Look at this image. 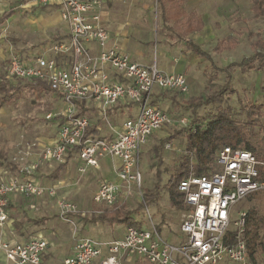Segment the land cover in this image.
Here are the masks:
<instances>
[{"label":"built area","instance_id":"built-area-1","mask_svg":"<svg viewBox=\"0 0 264 264\" xmlns=\"http://www.w3.org/2000/svg\"><path fill=\"white\" fill-rule=\"evenodd\" d=\"M34 2H57L69 34L39 50L10 49L4 78L41 82L65 103L58 119V136L43 147L35 168L43 163L63 164L71 148H76V171L81 174L98 168L104 158L118 161L113 167L117 179L100 181L93 194L92 201L99 207L88 211L92 217L102 213L101 206L113 207L140 188L141 147L169 121L167 113L153 103L152 95L156 90L185 94L189 83L185 74L166 72L155 61L137 62L112 43L102 20V0ZM88 102L95 104L99 117L108 124V111L118 104L126 110L134 103L137 110L108 136L101 133L100 126L91 125L82 111ZM91 127L96 132L87 134ZM214 161L218 170L189 172L177 184L183 199L179 226L182 237L178 242L166 240L151 221L148 227L125 226L121 236L111 239L78 235L71 252L56 262L48 261L49 242L42 235L22 241L1 238L0 251L13 264H123L132 256L149 264H264L252 261L247 248V210H234L250 194L264 190V180L259 178L264 161L250 150L231 145L221 146ZM44 193L54 196L55 189L45 187L32 174L0 179V228L9 220L12 195L41 197ZM141 201L146 205L143 198ZM56 206L64 220H68L67 215L82 213L64 198L58 199Z\"/></svg>","mask_w":264,"mask_h":264},{"label":"rangeland","instance_id":"rangeland-1","mask_svg":"<svg viewBox=\"0 0 264 264\" xmlns=\"http://www.w3.org/2000/svg\"><path fill=\"white\" fill-rule=\"evenodd\" d=\"M104 1L110 18L108 22L110 29L112 26L115 27L114 30L117 28L127 31V36L136 38L140 42L144 40L145 45L149 42L150 60L153 61L162 53V58L166 61L164 67H167L168 62L182 66L180 70L188 76L187 93L156 90L158 94L152 95L153 103L167 113L169 121L141 147L139 154L141 185L140 188L132 190V194L125 201V207L131 212L132 221L138 223L137 226L148 227L153 221L162 235L174 236L175 232L176 235L179 233L181 218L180 209L170 203L168 181L185 162L188 173L195 172L196 161L187 148L189 132L196 126L205 125L216 114L226 113L237 123L245 126L251 141L258 142L262 136L264 69L241 70L238 67H231L230 87L225 90L221 88L226 82L223 68L227 64L251 56L257 51L264 53V20L252 13L249 0L239 2L232 9L209 11L210 22H206L207 25L202 32L191 34L189 38L211 55L213 61L211 63L205 58H198L192 54L183 40L171 36L163 28L156 0ZM48 7L47 5H38L32 9L20 7L15 14V16L19 15L18 21L0 19V48L16 49L19 45L41 41L43 37L35 40L29 37L34 33L29 16L34 14L33 11L51 9ZM56 37V32H52L50 38L56 39ZM221 39H233L235 45L221 53L214 52L215 42ZM3 70L0 59L1 80L6 79ZM7 81L14 88L9 86L0 91V179L25 178L27 174H32L45 187L55 189L54 196L47 193L42 195L43 198L49 199L47 205L35 203V197H30V203L33 205L29 204L30 208L26 206L28 203H22L25 208L22 212L18 211L17 219L20 221L15 223L11 236L16 238L20 234L30 236L33 233L42 235L47 238L53 254L63 255L67 254L66 250L78 235L101 239L120 236L123 228L129 226L128 224L85 222L90 217L88 211L99 207L92 201L99 181L117 179L113 171L115 160L104 158L100 164L103 171L90 168L83 174L76 171V166L73 168V159L67 162V165L55 176L54 171L59 166L57 163H43L35 168L43 147L58 136V119L65 110V103L59 94L48 90L41 82L18 79ZM6 94L13 95V98L8 101L3 100ZM206 99L209 101L205 102ZM195 104L200 105L194 111ZM251 105L255 107L251 108ZM136 107L133 103L126 110L115 113L118 115L115 120L109 119L108 116L110 123L101 121L102 128L104 126L109 131L112 128L117 129L127 116L134 115ZM48 114H51V117L47 118ZM246 121L252 123L246 125ZM190 124L191 128H189ZM259 154V158L264 161V153L259 152ZM218 169L219 166L213 161L210 170ZM260 169H264V166L259 167ZM60 198L76 204L84 216L82 213L70 214L67 215L69 221L64 220L56 206V201ZM142 198L146 205L141 201ZM253 205H255L253 201L245 200L237 203L234 210L238 211L242 208L248 210ZM101 208L102 213L114 210V206H101ZM42 216L50 218V221L34 224L26 220V218L38 219ZM234 216L235 214L232 220ZM3 228H0V239ZM4 258L0 251V264ZM132 260L135 262L137 257L132 256ZM260 260L264 262V255Z\"/></svg>","mask_w":264,"mask_h":264},{"label":"trees","instance_id":"trees-1","mask_svg":"<svg viewBox=\"0 0 264 264\" xmlns=\"http://www.w3.org/2000/svg\"><path fill=\"white\" fill-rule=\"evenodd\" d=\"M252 12L256 17H261L264 20V0H251ZM161 7V19L165 24V29L171 32V35L185 40L189 49L196 53L199 57L205 58L213 63L212 58L208 53L203 51L199 46L187 40L186 36L189 32L201 29V19L191 15L186 22L182 18L175 17V12L171 9L175 0H157ZM13 10H9L3 14L5 18L9 17ZM173 20L172 26H167L168 22ZM183 24L180 27V24ZM235 45L233 39H226L216 44V51L221 52L225 49H230ZM231 67H238L241 70H262L264 69V53L255 52L251 56L241 58L239 61H234L223 68L226 74V82L221 90L230 87L232 75L229 73ZM40 85V84H39ZM11 86L7 79L0 80V91L5 90ZM12 87V86H11ZM14 87H12L13 89ZM48 90L49 87L45 86ZM15 90V89H14ZM3 100L8 101L13 98V95L6 94ZM209 100L206 99L205 102ZM200 104H195L193 110ZM254 108V105L250 106ZM254 114V112H250ZM251 121H246V125H250ZM191 128V124L189 126ZM262 136L258 142H253L249 134L245 131V126L240 125L234 119L230 118L226 113H218L216 116L208 121L205 125L196 126L188 134L187 148L194 156L195 174L206 173L211 169V164L214 161L216 151L223 145H231L233 147H240L252 151L259 158L261 153H264V126H262ZM94 127L87 130V134L95 133ZM76 148H71L69 157L66 162L60 164L54 171V176L58 171L66 166L68 159L75 153ZM186 164V162H185ZM182 165L179 170L168 181L169 200L173 207L181 209L183 207L182 195L177 190L179 180L188 174L186 166ZM259 178L264 180V169L259 170ZM246 200H251L255 205L247 210L246 224H245V240L249 250L252 261H261V256L264 255V190L256 191L250 194ZM131 212L126 209L125 201L119 200L114 210L97 215H93L85 222H107L110 224H128L129 226H137L138 223L132 221L130 217ZM48 217L43 216L38 219H31L33 223H44ZM139 226V225H138ZM134 264H149L146 260L137 258Z\"/></svg>","mask_w":264,"mask_h":264},{"label":"crops","instance_id":"crops-1","mask_svg":"<svg viewBox=\"0 0 264 264\" xmlns=\"http://www.w3.org/2000/svg\"><path fill=\"white\" fill-rule=\"evenodd\" d=\"M242 1H244V0H175V3H173V6L171 9L175 12V17H177L179 19L182 18L183 22H186L191 15H194V16L198 17L199 19H201V22H202L201 29L189 32L187 34L186 38H187V40H190L191 42H193L194 44H196L197 46H199L202 49V47L197 42H195L193 39H190L189 37L191 34H193V35L199 34L200 32H202L204 30L205 26L207 25L206 22H210V16H209L208 12L212 11V10L216 11V10L232 9L234 6H236L237 4H239V2H242ZM249 1L251 2V0H249ZM104 3H105V1L102 0L101 15H102V20H103L104 25L110 31L112 43L114 42L120 50L131 54L132 58L137 62L150 64V63L155 61L157 66L166 72L183 73V71L180 70V68L182 66L180 67L178 65L172 64L171 62H168L167 67H164V65L166 64V61L164 60V58H162L163 57L162 53L160 55H158L157 58H155L153 61L150 60L151 47H150L149 42L147 45H145L146 42H144V40H142L140 42V40H137L136 38H132V37L127 36V31L118 30L117 28L114 30L113 28H115V27H112V26L110 29L108 26V22H109L110 18H109V15L105 9ZM156 3H157V0H156ZM38 5H41V4H37L36 2H34V0H0V19H4V20L9 19L11 22L13 20L18 21L19 19L17 17H19V15L15 16V14H17L20 7L32 9L34 7H37ZM157 5L159 8L160 20H161L163 28L165 29V27H164L165 24L163 23V21L161 19V7L158 3H157ZM47 6H49L48 8L51 7V9L41 10L40 12L33 11L34 14H31L29 16V20L32 23V27H33L32 31L34 32L33 34H30L29 37H32L31 40H35V39H38L41 37H43V39L41 41L39 40L40 42L36 41V42H29L26 45H19V47H17L16 49H21L23 51L39 50V48L42 45L48 44L49 42H52L56 39L65 38L68 36V34H69L68 26L61 18V6L57 2L49 3ZM11 9L13 10V13L9 17L5 18L3 16V14L7 13ZM251 11H252V2H251ZM20 20H22V19H20ZM172 21L173 20L168 22L167 26H172L173 25ZM182 26H183V24L181 23L180 27H182ZM54 31L56 32L57 37H56V39H51L50 35ZM167 31L171 35V32L169 30H167ZM171 36H173V35H171ZM173 37H175V36H173ZM53 38H55V37H53ZM180 40H182V39H180ZM223 40H225V39H221V40H217V41L215 40L216 42H215V45L213 47L214 52H218L215 49L216 44H218L219 42H221ZM183 41L185 42V40H183ZM185 44L187 45L186 42H185ZM187 47H188V45H187ZM12 48H7L6 50H4V48H2V49L0 48V59L2 60L3 69H4V66L6 63V59H7L9 50ZM188 49H189V47H188ZM189 51L192 54H194L195 56H197L198 58H202V57H199L196 53H193L190 49H189ZM203 51H205V50H203ZM223 51H221V52H223ZM206 53H208V52H206ZM210 57H211V55H210ZM186 77L188 80V76H186ZM188 83H189V81H188ZM155 93L158 94L156 91H155ZM156 99L158 100L159 98L157 97ZM124 109L125 108L121 104H118V105L110 108L108 111L109 119L110 118H113V120L117 119L116 117L118 115L115 113H118ZM82 111L89 116L91 125H98L102 128V125L100 123L103 120L101 117H99L95 104H93L92 102H88L87 104L82 106ZM109 119H108V121H109ZM109 123H110V121H109ZM101 133L103 135L109 136V135H111L112 130L109 131L108 129H105L103 126ZM51 143H49V144H51ZM72 159L74 160V161H72V163L74 165L73 168H75L76 163H77V158H76L75 154L71 155V157L68 159L67 162L69 163V161ZM117 163H118V161L115 160V163H113V164L115 165ZM100 164H101V162H100ZM66 165H67V163H66ZM114 165H113V167H114ZM92 169H98V170L100 169V171H103L100 165L98 168H92ZM96 189H97V187H96ZM23 198H25V199H23ZM38 198H39V200H38ZM44 198H43V196L35 197V203H37V204L40 203L43 206H44V204L47 205V201L49 199L48 198L44 199ZM30 200H31L30 197H25L22 195H12L10 197V203L8 205L9 220L6 222L4 228L2 229V238L3 239L22 241V240H28V239L36 236L35 233H33L30 236H27V235L24 236L23 234H20L16 238H13V236H11V230L14 229L15 223L17 221H20L19 219H17V217L19 218L18 211L22 212V210H24V208H25L22 203L23 202L28 203V204H26V206H27V208H30L29 207V204L31 205ZM31 206H33V205H31ZM36 206H37L36 209H38V205H36ZM26 220H28V222H31V221H29V220H31V218H26ZM47 221L49 222L50 218H48L45 222H47ZM34 224H37V223H34ZM39 224H42V223H39ZM85 228L87 229V227H85ZM158 231L162 235L161 230L158 229ZM20 233H22V232H20ZM178 234H180V235H178ZM162 236L166 240L171 241V242H178V241H180V239L182 237L180 230H179V233H177V235L175 232L174 236H169V235H162ZM72 245H73V243H72ZM72 245L70 246L69 249L66 250L67 254L71 252ZM53 253L54 252H52L50 250V248L48 247L47 259L50 262H56L59 260V258L61 256H63L62 253H60V254H53ZM3 257H4V255H3ZM129 260H132V258L124 259L123 263L125 261L128 262ZM133 261L134 260H132L130 263H127V264H134ZM2 264H13V263L4 258V259H2Z\"/></svg>","mask_w":264,"mask_h":264}]
</instances>
